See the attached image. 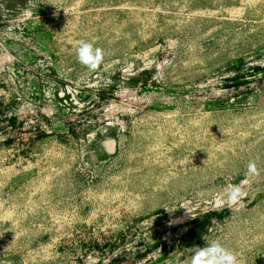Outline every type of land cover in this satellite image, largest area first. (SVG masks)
Segmentation results:
<instances>
[{
	"label": "rangeland",
	"instance_id": "obj_1",
	"mask_svg": "<svg viewBox=\"0 0 264 264\" xmlns=\"http://www.w3.org/2000/svg\"><path fill=\"white\" fill-rule=\"evenodd\" d=\"M212 241L264 264V0H0V264Z\"/></svg>",
	"mask_w": 264,
	"mask_h": 264
},
{
	"label": "clouds",
	"instance_id": "obj_2",
	"mask_svg": "<svg viewBox=\"0 0 264 264\" xmlns=\"http://www.w3.org/2000/svg\"><path fill=\"white\" fill-rule=\"evenodd\" d=\"M77 55L81 63L94 69L103 58V50L94 47L90 42L81 41ZM249 168L255 171V164H250ZM195 264H237V257L219 242L212 241L196 253Z\"/></svg>",
	"mask_w": 264,
	"mask_h": 264
}]
</instances>
